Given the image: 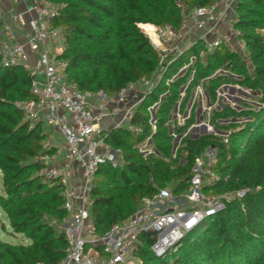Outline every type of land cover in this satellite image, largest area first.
Instances as JSON below:
<instances>
[{"label":"trees","instance_id":"obj_1","mask_svg":"<svg viewBox=\"0 0 264 264\" xmlns=\"http://www.w3.org/2000/svg\"><path fill=\"white\" fill-rule=\"evenodd\" d=\"M58 7L52 21L62 30L66 47L58 59L66 63L65 72L71 83L84 92L104 91L117 94L123 87L150 77L159 67V55L140 27L154 24L178 29L182 23L181 1L193 10L214 4L217 0H48ZM238 22L246 42L248 60L221 49L210 54L206 63L198 61L196 76L183 103L192 90L210 78L205 88L211 103L216 91L226 83L250 92L242 96L238 107L216 109L211 123L223 137L202 135L184 138L175 151L174 135H182L194 125L193 114L185 126H176L171 134L167 124L191 70L177 77L196 49L172 64L162 82L139 108L134 124L144 132L135 136L126 128H113L103 134L112 148L121 151L122 166H102L92 190L91 214L100 235L132 216L144 199L160 189L172 188L176 195L187 191L196 159L208 147H217L213 170L219 179L205 182L207 195L224 197L225 208L214 219L189 233L176 251L157 258L151 251L156 235L144 233L136 250L141 264H264V0H239ZM140 25V27H139ZM252 67L249 71L248 66ZM220 74L213 78L218 70ZM32 76L23 68L7 67L0 57V172L3 191L0 207L8 215L15 234H23L27 245H13L0 240V264H60L67 242L52 226V219L66 216L65 196L57 181H44L39 172L44 165L34 162L45 151L47 139L43 124L30 129L19 102L35 99L31 91ZM155 110L157 131L153 133L148 108ZM152 142L145 154L142 147ZM250 191L243 199L239 191Z\"/></svg>","mask_w":264,"mask_h":264},{"label":"built area","instance_id":"obj_2","mask_svg":"<svg viewBox=\"0 0 264 264\" xmlns=\"http://www.w3.org/2000/svg\"><path fill=\"white\" fill-rule=\"evenodd\" d=\"M238 3L239 0H217L210 6L190 10L179 1L182 23L178 29L151 24V35L139 25L159 55V67L150 77L131 82L117 94L108 95L104 91H81L69 81L66 63L57 58L67 45L62 30L52 24L57 6L48 0H31L28 10L12 16L6 13L0 0L2 64L18 66L29 72L32 76L31 91L36 97L19 102L16 107L23 111L30 129L37 124L53 128V134L48 135L44 142L45 151L53 153L41 154L34 162L44 165L39 172L44 181L55 180L64 191L67 214L62 220L51 221L67 242L65 257L60 264H134V254L144 233L156 235L151 251L157 258H164L170 251H176L189 233L214 219L225 208L224 198L229 200L233 197L231 194L216 197L203 191L205 182L213 183L219 179L213 170L218 150L211 146L196 159L189 187L183 194L176 195L169 187L160 189L152 197L144 199L132 216L114 225L105 235L97 232L91 214L97 172L105 165L121 167L123 162L121 151L107 144L103 134L113 128H126L135 136L142 135L143 125L133 122L139 108L162 82L170 66L193 48L196 51L188 62L166 83L169 86L177 77L191 70L167 125L173 134L174 128L185 126L193 114L197 121L182 135H174L177 143L174 152L184 138H193L195 130L202 126L207 132L199 133L200 136H221L223 142L228 143V134H220L211 123L213 111L220 109V99L231 108L238 107L242 96L250 95L249 91L224 83L217 89L216 103L212 104L205 88L208 78L194 87L185 107L183 103L195 79L194 67L198 61L206 63L210 54L221 49L248 60L246 42L236 28ZM248 69L252 71L250 65ZM220 74L228 75L229 72L220 69L211 78ZM169 93L167 91L158 103L148 108L153 133L157 131L155 110ZM200 118L203 120L198 123ZM105 122L108 127L104 126ZM151 139L149 137L142 147L145 154L153 153L146 149ZM249 191H239L235 197L243 199Z\"/></svg>","mask_w":264,"mask_h":264},{"label":"rangeland","instance_id":"obj_3","mask_svg":"<svg viewBox=\"0 0 264 264\" xmlns=\"http://www.w3.org/2000/svg\"><path fill=\"white\" fill-rule=\"evenodd\" d=\"M107 124L108 123L105 122L104 126L108 127ZM52 130L53 128L44 125L45 132H50ZM2 191H3L2 175L0 172V194H2ZM0 240L13 245H27L31 243V241L25 235L14 233L10 224V219L1 207H0ZM134 255L136 256V259L134 260V264H141L142 263L141 259L137 256L136 253Z\"/></svg>","mask_w":264,"mask_h":264},{"label":"crops","instance_id":"obj_4","mask_svg":"<svg viewBox=\"0 0 264 264\" xmlns=\"http://www.w3.org/2000/svg\"><path fill=\"white\" fill-rule=\"evenodd\" d=\"M1 2L3 3L6 13L12 16L16 13L24 12L31 7V0H1ZM45 134L47 136L52 135L53 131L45 132ZM55 136L56 138H58V135H56V133Z\"/></svg>","mask_w":264,"mask_h":264},{"label":"water","instance_id":"obj_5","mask_svg":"<svg viewBox=\"0 0 264 264\" xmlns=\"http://www.w3.org/2000/svg\"><path fill=\"white\" fill-rule=\"evenodd\" d=\"M210 105H211V103H210ZM218 106H219V108H222V109H229V108H231V105H230V104H227V103H224L222 99L219 100V102H218ZM202 120H203V119L200 118V119L198 120V123L202 122ZM195 132H196V135H194L193 138L197 139V138H199V136H200L199 133H206L207 130H206V127H205V126H202V127L197 128V129L195 130ZM176 146H177V143L175 144V147H176Z\"/></svg>","mask_w":264,"mask_h":264},{"label":"bare ground","instance_id":"obj_6","mask_svg":"<svg viewBox=\"0 0 264 264\" xmlns=\"http://www.w3.org/2000/svg\"><path fill=\"white\" fill-rule=\"evenodd\" d=\"M142 29H145L148 31V33H150L151 35H153V28L150 26V25H144V26H141Z\"/></svg>","mask_w":264,"mask_h":264}]
</instances>
